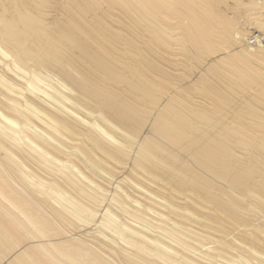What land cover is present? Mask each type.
Here are the masks:
<instances>
[{
	"label": "bare ground",
	"instance_id": "obj_1",
	"mask_svg": "<svg viewBox=\"0 0 264 264\" xmlns=\"http://www.w3.org/2000/svg\"><path fill=\"white\" fill-rule=\"evenodd\" d=\"M0 264H264V0H0Z\"/></svg>",
	"mask_w": 264,
	"mask_h": 264
},
{
	"label": "rangeland",
	"instance_id": "obj_2",
	"mask_svg": "<svg viewBox=\"0 0 264 264\" xmlns=\"http://www.w3.org/2000/svg\"><path fill=\"white\" fill-rule=\"evenodd\" d=\"M258 1V0H257ZM259 1H261V0H259ZM232 15V14H231ZM242 16L243 15H241V17L238 19V22H242L244 19H242ZM241 19V20H240ZM252 32H253V30H252ZM254 32H255V30H254ZM258 34H261V33H256V35H258ZM250 37L251 36H249V42L250 43H254V41H255V39H253L252 37H251V39H250ZM261 41H263V36H262V38H261ZM253 45H255V44H253ZM89 228V232H84V233H89V242H93L96 238H98L99 236H101L100 234H95L93 231L94 230H96L95 229V227L94 226H90V227H88ZM29 243L28 242H25V243H22V246H25V245H28ZM7 261H5V263H6Z\"/></svg>",
	"mask_w": 264,
	"mask_h": 264
}]
</instances>
